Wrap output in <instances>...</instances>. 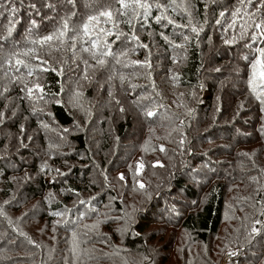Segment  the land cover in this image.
Masks as SVG:
<instances>
[{"label":"trees","instance_id":"16d2710c","mask_svg":"<svg viewBox=\"0 0 264 264\" xmlns=\"http://www.w3.org/2000/svg\"><path fill=\"white\" fill-rule=\"evenodd\" d=\"M147 2L143 17L118 0H0V264H170L171 247L160 254L148 241L151 224L181 225L213 254L197 260L184 245L188 258L177 264H264L256 180L261 212L242 234L250 242L220 245L232 185L264 164L252 155L264 161V76L251 67L264 48V0ZM107 10L111 23L100 17L90 36L71 38L73 26ZM69 17L62 41L30 43ZM145 144L159 146L161 160L145 165L140 208L126 215L110 177ZM34 225L58 227L47 259ZM74 243L78 259L67 254Z\"/></svg>","mask_w":264,"mask_h":264},{"label":"rangeland","instance_id":"374dc122","mask_svg":"<svg viewBox=\"0 0 264 264\" xmlns=\"http://www.w3.org/2000/svg\"><path fill=\"white\" fill-rule=\"evenodd\" d=\"M173 130L174 129H171L169 126L163 127V131L167 135L172 133ZM258 145L259 144L254 145L253 147ZM159 148V146L145 144L144 148L139 147L134 155L128 158H126L125 155V159H122L124 161L123 167L117 169L110 177V186L116 192V195L126 197V202L128 204L127 210H125L126 215L134 214V212L140 208L135 202L142 199L143 192L141 191V185H143L144 182L142 174L144 173L147 163L161 160ZM252 155L258 164L264 163L262 154L259 155L254 151ZM262 169H264V164L260 170ZM260 170L250 175L246 180L236 181L229 191L225 219L221 227L222 232L224 229L225 230L224 233L221 232L222 234H220V245L224 248H228L229 245L234 242L248 244L251 240V238H245L242 234L249 224H254L259 219L257 215L261 212L260 203L256 200L259 189L264 187L263 172L261 173ZM139 174L141 177H138ZM255 180L258 182L259 189L253 191L252 186ZM124 188L125 191L121 194ZM40 226L41 225H34L31 234L41 236L44 257L47 259L48 255L54 254L52 251L57 245L58 240L55 233L58 227L52 229L42 228V230H38L37 228ZM90 226L95 231H101L100 223L91 224ZM149 228L150 229L146 232L148 239L150 237L148 241L154 246L159 247L160 254H162V252H167L165 246L171 247L169 253L172 255V261L170 264H177V261L179 262L182 256H184L183 258H188V252L183 247L184 245L189 248V251L195 255L193 258L197 260L213 256L203 245L193 243L191 241L192 235L181 225L164 227L162 224H151ZM125 229L126 226L122 223L121 230ZM155 230L158 236L154 234ZM153 235L154 239H152ZM75 248H80V244L74 243L67 254L74 259H78V251H76ZM156 264H159V260H157ZM222 264L228 263L224 262ZM236 264L243 263L237 260Z\"/></svg>","mask_w":264,"mask_h":264},{"label":"snow or ice","instance_id":"6c2138e0","mask_svg":"<svg viewBox=\"0 0 264 264\" xmlns=\"http://www.w3.org/2000/svg\"><path fill=\"white\" fill-rule=\"evenodd\" d=\"M69 3H74V0H68ZM118 3L121 5V8L122 9H127L129 8L130 6L133 7V10L135 11L136 9H143V13H142V16L143 17H147L150 15L151 13V9L153 7V5L149 4L147 2V0H128V2L126 3V0H118ZM249 3H251V0H249ZM46 7H54V5H51V4H46L45 5ZM0 7H3L2 4H0ZM155 7L157 8H160L161 5L157 4L155 5ZM33 8L35 9V5H33ZM175 10V9H173ZM13 12L16 11V9H12ZM37 11V14H39V10L36 9ZM75 13H73L74 15ZM124 13L121 12V15H123ZM112 11L111 10H107V11H101L99 12L98 15H92V16H89L87 18V21L83 23L82 26H73L71 31L73 33V36L71 37L72 39H75L76 35L77 34H82V37L84 36H90V31H89V26L93 24V22H99L100 20V17H107V19L104 21L105 23H111L112 22ZM163 15V14H162ZM162 15L161 16H157L155 17L156 19V22L157 23H160L161 22V19H162ZM221 17H223L225 15L224 12H221L219 14ZM233 16L236 15L235 12L232 13ZM71 17H69L68 19H64L62 20V23H61V28L58 29L56 32H53L49 35H46L44 37H42L41 39L39 40H33V41H30V43L32 44H39V45H44L54 39L56 40H63L65 38V36L67 35L68 31H69V20H70ZM164 19H167L166 17H163ZM130 23V21H129ZM168 23H173L171 20H168ZM217 23L219 24L220 23V20H217ZM235 23V21H234ZM31 26L32 28H36L38 27L37 25V22L35 20H32L31 21ZM229 27H231V25H229ZM257 28H260L261 25L260 24H257L256 25ZM193 31H196L195 28L192 29ZM9 33H11V29L8 30ZM101 32H103L104 30L103 29H100ZM108 34H111V33H108ZM262 36H264V32L261 33ZM119 37L117 36V39ZM97 40L99 39V36H97L96 38ZM165 40H167L168 38L167 37H164ZM185 39H187V37H185ZM253 40H256L257 37L256 36H253L252 37ZM235 41L234 40H226L225 43L227 44H230V43H234ZM92 45L93 47L96 46V41L93 40L92 41ZM144 48H147L148 45H142ZM248 47H251V45H249ZM256 53L259 54V57H264V48H257L256 49ZM30 53H24L23 55H29ZM108 53H102V55H107ZM256 58L255 59V62H253L251 64V67H252V75H253V78H255L256 74H257V68L258 66L260 67L261 71H260V75L264 76V60L260 59V58ZM35 59H39L38 56L34 57ZM244 59H248V57H244ZM41 63H46V61H41ZM98 63L102 66L104 65L105 61L104 60H99ZM16 64L17 65H24V67L28 68V71H29V75L32 74V71L33 69H31L27 64H25V62L23 60H20V59H17L16 60ZM146 66H149L150 67V64H147V62H145ZM43 70H47V69H43ZM54 71V69H53ZM122 78V77H121ZM250 83H252V81H250ZM37 88H39V86L37 85L36 86ZM255 91V89H253ZM28 94L31 96L32 93H33V89L32 88H29L28 90ZM41 93H42V89L40 90ZM40 98H42V95L40 96ZM257 99H260L259 95L257 96ZM262 103H264V100L261 101ZM147 115L149 116H152L154 115V113L152 112H149L147 113ZM0 116H2V114H0ZM123 178V177H121ZM141 187H143V185H141ZM83 203V202H82ZM56 214H59V213H56Z\"/></svg>","mask_w":264,"mask_h":264},{"label":"bare ground","instance_id":"6f19581e","mask_svg":"<svg viewBox=\"0 0 264 264\" xmlns=\"http://www.w3.org/2000/svg\"><path fill=\"white\" fill-rule=\"evenodd\" d=\"M240 218V217H239Z\"/></svg>","mask_w":264,"mask_h":264}]
</instances>
